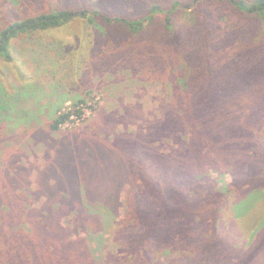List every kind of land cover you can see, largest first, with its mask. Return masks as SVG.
<instances>
[{"label":"trees","instance_id":"obj_1","mask_svg":"<svg viewBox=\"0 0 264 264\" xmlns=\"http://www.w3.org/2000/svg\"><path fill=\"white\" fill-rule=\"evenodd\" d=\"M18 1L27 19L12 23L17 13L8 10L0 62L12 59L17 34L59 28L82 9L110 31L88 34V45L76 52L79 72L85 62L87 71L129 68L154 75L168 99L146 130L116 133L109 146L103 141L117 125L115 116L83 138H50L56 154H46L39 187L47 198L44 209L34 211L37 218L18 203H6L0 264H264V208H256L252 229L238 224L237 210L227 225L219 187L225 173L232 177L228 186L241 192L264 183V0H216L215 11L211 0H128L132 12L143 8L139 18L117 8L111 15L95 5L102 0ZM115 1L105 2L110 7ZM184 4L194 7L188 24L176 20ZM67 118L59 117L53 130ZM182 135L189 142L180 153H158L160 137L179 141ZM60 153L74 172L63 179L54 173ZM69 214L85 237H72V227L62 224ZM24 216L30 231L22 229ZM117 224L112 246L106 235ZM239 236L246 239L242 245Z\"/></svg>","mask_w":264,"mask_h":264},{"label":"rangeland","instance_id":"obj_2","mask_svg":"<svg viewBox=\"0 0 264 264\" xmlns=\"http://www.w3.org/2000/svg\"><path fill=\"white\" fill-rule=\"evenodd\" d=\"M105 1L95 2V5L111 15L116 12L112 8H117L121 15L129 18L146 14L143 8L132 12L128 0H117L110 7ZM18 2L0 0V30L11 23L8 10L17 13L12 23L27 19L18 11ZM216 5L217 1L211 0L210 9L215 11ZM180 9L176 20L191 23L195 18L194 7L184 4ZM92 31L106 33L110 29L102 19L80 9L71 22L59 28L34 29L17 34L10 45L12 59L0 62V217L4 214L2 212L9 210L6 203H18L22 208L20 211L26 209L37 218L35 212L44 209L47 198L39 193V187L45 179L46 154H56L50 138L54 142H61L65 137L74 140L83 138L97 131V126L105 118L115 116L117 125L103 141L109 146L115 144L116 133L129 135L146 130L149 123L161 117V102L168 99V93L164 92L163 84L155 80L154 75H143L129 68L116 74L102 73L96 68L87 71L85 62L79 72L80 60L76 52L88 45V34ZM128 113L130 118H127ZM64 115L68 118L59 125L58 131L53 130L55 121ZM103 128L105 133V126ZM188 142L186 135H182L179 141L160 137L155 146L160 155L167 156L180 153L181 146ZM61 154L54 173L63 179L74 175V172L72 166L63 162ZM239 158L240 154L235 152L233 159ZM210 175L218 179L216 172L211 171ZM222 179L224 181L220 180L219 187L226 200L224 222L228 225L237 210L243 219L238 224L244 231L250 226L252 229L255 222L251 220L257 216L256 208L258 212L264 208V183L253 188L246 185L245 191L241 192L235 186H228L232 183L229 173L223 174ZM248 188L251 190L247 191ZM256 198L261 201L255 202ZM119 211L122 216L125 207L122 206ZM62 224L72 227V237H85L81 230L75 228L73 215L63 216ZM22 229H31V222L26 216L22 219ZM119 229L117 224L107 232L106 238L112 246ZM245 240L244 236H239V245Z\"/></svg>","mask_w":264,"mask_h":264}]
</instances>
